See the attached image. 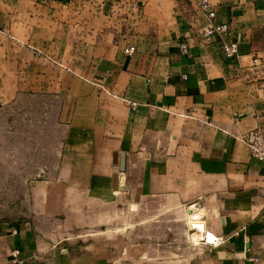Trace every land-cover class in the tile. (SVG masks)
Here are the masks:
<instances>
[{"label":"crops","instance_id":"1","mask_svg":"<svg viewBox=\"0 0 264 264\" xmlns=\"http://www.w3.org/2000/svg\"><path fill=\"white\" fill-rule=\"evenodd\" d=\"M209 1L0 0V115L46 101L49 121L0 264H264V165L239 139L264 138V0Z\"/></svg>","mask_w":264,"mask_h":264},{"label":"rangeland","instance_id":"2","mask_svg":"<svg viewBox=\"0 0 264 264\" xmlns=\"http://www.w3.org/2000/svg\"><path fill=\"white\" fill-rule=\"evenodd\" d=\"M24 105L0 115V220L19 214L30 188L28 180L42 178L47 162L48 103L29 101ZM31 154L38 155L40 176L34 175L37 167L33 173L29 165Z\"/></svg>","mask_w":264,"mask_h":264},{"label":"built area","instance_id":"3","mask_svg":"<svg viewBox=\"0 0 264 264\" xmlns=\"http://www.w3.org/2000/svg\"><path fill=\"white\" fill-rule=\"evenodd\" d=\"M198 5L200 7V9L209 17H213L214 16V10L211 8V4L209 0H198ZM227 24L225 23H219V24H214L211 23L210 25H207L203 28V34L206 37H209L211 35L214 34H218V35H223L226 33L227 31ZM180 47V51L182 53H186L187 52V44L185 41H182L179 44ZM222 51L223 54L226 57H236L238 56L239 53V49H238V44L236 41H232V40H223L222 44ZM135 51V48L133 46H128L124 48V52L127 55H131L133 52ZM251 63L254 67L259 68L260 71V86L261 88L264 89V55H258L255 54L252 56L251 59ZM239 139L248 147L251 156L260 161L263 165H264V138L262 133L257 130H251L247 133H244L242 135L239 136ZM264 177V175H263ZM194 231V230H192ZM209 233H206L207 238L204 239V236H201L198 241L202 240L205 241L209 244L212 245H216L218 243H220V239L216 238V237H212V239L210 240L208 238ZM18 250H14L12 252L13 256H16L18 254Z\"/></svg>","mask_w":264,"mask_h":264},{"label":"bare ground","instance_id":"4","mask_svg":"<svg viewBox=\"0 0 264 264\" xmlns=\"http://www.w3.org/2000/svg\"><path fill=\"white\" fill-rule=\"evenodd\" d=\"M192 227L195 229V230H194V232H195V233H194V236L197 237V233H199V230H198L197 227H194V226H192ZM193 228H192V229H193ZM203 236H204V235H203Z\"/></svg>","mask_w":264,"mask_h":264}]
</instances>
